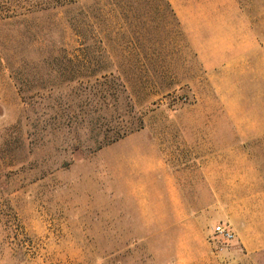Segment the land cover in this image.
Segmentation results:
<instances>
[{"label":"rangeland","instance_id":"1","mask_svg":"<svg viewBox=\"0 0 264 264\" xmlns=\"http://www.w3.org/2000/svg\"><path fill=\"white\" fill-rule=\"evenodd\" d=\"M230 76L169 0H0V264H264L214 231L264 189V79Z\"/></svg>","mask_w":264,"mask_h":264},{"label":"crops","instance_id":"2","mask_svg":"<svg viewBox=\"0 0 264 264\" xmlns=\"http://www.w3.org/2000/svg\"><path fill=\"white\" fill-rule=\"evenodd\" d=\"M184 1L169 0L191 47L209 72L221 71L231 75L229 78L264 79V39L259 34L264 27L258 24L259 17H264V9L251 10L243 7L240 0H208L209 6L203 8L185 7ZM245 139L239 136L236 141ZM239 155L230 148L215 153L208 147L207 173L215 175L214 170L220 168L225 174L242 170L250 177L247 176V182L242 185L252 184L256 165L249 159H239ZM230 189L248 190L241 186ZM259 193L256 205L251 207L249 201L243 199L224 218L236 233L239 244L248 252L264 249V189Z\"/></svg>","mask_w":264,"mask_h":264},{"label":"built area","instance_id":"3","mask_svg":"<svg viewBox=\"0 0 264 264\" xmlns=\"http://www.w3.org/2000/svg\"><path fill=\"white\" fill-rule=\"evenodd\" d=\"M214 231L222 239L231 241L235 238V233L228 224H218Z\"/></svg>","mask_w":264,"mask_h":264},{"label":"trees","instance_id":"4","mask_svg":"<svg viewBox=\"0 0 264 264\" xmlns=\"http://www.w3.org/2000/svg\"><path fill=\"white\" fill-rule=\"evenodd\" d=\"M138 127H141V125L138 126ZM135 128L136 127L131 128V131L134 130ZM125 134H127V132H124L122 135L115 136L113 139H106V137H104V141L103 142H104L105 145H107V144L111 143L112 141L117 140L118 138L124 136ZM101 146H102V143H101Z\"/></svg>","mask_w":264,"mask_h":264}]
</instances>
